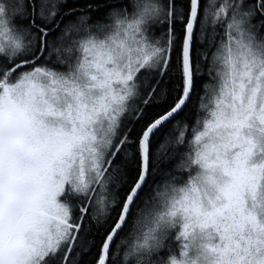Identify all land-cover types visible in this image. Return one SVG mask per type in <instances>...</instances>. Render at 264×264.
I'll return each mask as SVG.
<instances>
[{"label":"snow or ice","instance_id":"snow-or-ice-1","mask_svg":"<svg viewBox=\"0 0 264 264\" xmlns=\"http://www.w3.org/2000/svg\"><path fill=\"white\" fill-rule=\"evenodd\" d=\"M0 264H264V0H0Z\"/></svg>","mask_w":264,"mask_h":264}]
</instances>
